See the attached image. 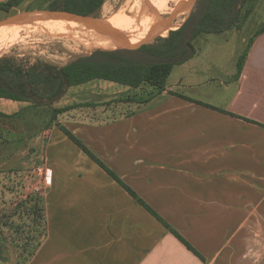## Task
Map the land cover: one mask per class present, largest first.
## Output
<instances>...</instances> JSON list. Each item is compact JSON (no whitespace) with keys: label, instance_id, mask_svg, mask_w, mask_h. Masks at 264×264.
<instances>
[{"label":"crops","instance_id":"crops-1","mask_svg":"<svg viewBox=\"0 0 264 264\" xmlns=\"http://www.w3.org/2000/svg\"><path fill=\"white\" fill-rule=\"evenodd\" d=\"M245 26L219 32L227 35L218 48L228 51L234 66L223 67L218 57L217 80L202 77L209 66L197 50V63L192 56L179 69L174 65L164 89L139 102L143 108L110 120L102 119L108 113L103 109L72 116L69 108L34 134L25 135L22 127L21 162H29L31 146L44 169L36 192L45 233L27 258L0 252V264H264V29L250 32ZM220 50L218 55H226ZM94 80L113 86V95L136 89ZM0 99L4 114L29 104ZM11 145H0V182L10 178L2 171L12 165L5 153ZM8 194L0 189V196Z\"/></svg>","mask_w":264,"mask_h":264},{"label":"rangeland","instance_id":"rangeland-1","mask_svg":"<svg viewBox=\"0 0 264 264\" xmlns=\"http://www.w3.org/2000/svg\"><path fill=\"white\" fill-rule=\"evenodd\" d=\"M181 2L183 3L184 0H166L165 7L156 8L148 0H104L95 15L100 20H105L108 16L122 12L134 21L132 27L143 19L149 26L147 31L142 35L135 30L132 31L134 37L142 40L148 36L151 29L158 22L164 21L171 15L182 4ZM54 3H59V0H24L8 12L0 9V19L16 12L48 8ZM192 6L190 5L186 11L177 14L172 29L177 28L184 21ZM240 16L239 26L245 24L246 31L251 32L264 27V0H250ZM247 19L249 21L246 23ZM82 27L81 25H66L63 30L50 29L43 22H36L27 26L21 25L20 27H1L0 57H10L16 63L22 65H30L37 61L62 65L79 55L89 53L95 48H103L113 43L107 38L98 46L87 45ZM168 31L170 30L163 32V36ZM225 35H227L226 32L202 33L197 36L198 39L195 42V39L192 41L195 51H200L198 58L207 62V66H209L208 69H204L202 77L205 75L210 76L213 79L212 81L217 80L216 72L219 69L217 65L220 63L218 57L225 60L223 67L234 66L232 60H229L228 51L218 48L222 44ZM218 49L223 50L222 53L226 55H218L216 53ZM193 62L197 63L195 54ZM175 67V69H179L178 65ZM112 88L113 86L94 80L83 86L67 90L59 102H55L50 106H32L30 103H24V106L17 113H0V145L4 141H9L13 145L11 150L5 152L12 155V163H10L12 165L2 171L4 175H9L10 178L3 179L0 182L1 190L5 188L9 190L8 195L0 196V252L2 254L13 251L20 260H24L34 251L45 233L41 199L38 192H36L37 186H41V189L43 187L44 169L38 162L37 156L32 155L33 148L31 146L29 149V162H21L20 141L24 136L21 133L23 131L22 127L25 135L34 134L39 128L51 124L53 108H63L70 105L78 106L79 104L87 105L73 107L74 109L70 108L66 113L70 112L74 116L75 111H84L93 112V115H96L98 110L103 109L108 113L102 119L110 120L121 114H128L143 108V104L137 101H143L155 92L154 89L146 85L127 92H117L113 95L115 90ZM104 93L109 97L103 98L102 94ZM2 102H5V100L0 99V103ZM3 152L4 150L1 151V153Z\"/></svg>","mask_w":264,"mask_h":264},{"label":"trees","instance_id":"trees-1","mask_svg":"<svg viewBox=\"0 0 264 264\" xmlns=\"http://www.w3.org/2000/svg\"><path fill=\"white\" fill-rule=\"evenodd\" d=\"M22 1L24 0H7L1 2L0 9L8 12L11 8L18 6ZM103 1L59 0V3H54L47 9L95 15ZM249 1L196 0L184 21L177 28L168 31L166 35L159 36L136 49L115 48L116 44L113 42L109 46L95 48L87 54L79 55L62 65L44 61H37L30 65H22L16 63L10 57L2 56L0 57V98L26 101L32 106H50L58 101L70 86L79 85L94 79L108 80L129 86L130 88H139L147 85L156 92H160L165 87L166 79L172 67L175 64L185 62L196 53L192 41L202 33H219L239 25L241 21L240 15ZM67 22L74 26L78 25L75 22ZM133 24L134 21L130 18L122 33L132 42H137L139 39L133 36L132 31L135 30L142 35L147 31L149 26L143 19L134 27H132ZM107 38V36L103 37V39ZM90 45L96 44L90 43ZM240 68L241 62H238V73ZM154 93L143 101H148ZM171 94L175 93L171 92ZM175 95L183 97L180 94ZM188 100L199 103L192 99ZM86 105L79 104L78 106ZM73 107L74 105L53 108L51 120L53 121L57 114ZM247 120L253 122L250 119ZM58 127L106 173L161 220L184 245L194 251L184 238L148 207L79 138L65 126L59 124Z\"/></svg>","mask_w":264,"mask_h":264},{"label":"water","instance_id":"water-1","mask_svg":"<svg viewBox=\"0 0 264 264\" xmlns=\"http://www.w3.org/2000/svg\"><path fill=\"white\" fill-rule=\"evenodd\" d=\"M196 0H188L183 2L171 15L164 21L158 22L154 26L147 37L137 42H132L125 34L119 32L116 28L111 26L106 20H100L96 15H84L76 12L65 10H52L47 8H36L16 12L0 19V28L6 25L15 24H32L36 21L45 20H66L78 23L86 29L96 31L107 36L116 44L115 48L136 49L141 45L146 44L159 36H163L166 30H172V25L176 19L177 14L182 13L193 5Z\"/></svg>","mask_w":264,"mask_h":264},{"label":"bare ground","instance_id":"bare-ground-1","mask_svg":"<svg viewBox=\"0 0 264 264\" xmlns=\"http://www.w3.org/2000/svg\"><path fill=\"white\" fill-rule=\"evenodd\" d=\"M165 1L166 0H148V2L151 5L155 6L156 8H158V7H165ZM185 1L186 0H184V2ZM129 19H130L129 16H127L124 13L121 12V13H118V14L113 15V16H108L105 20L111 26H113L114 28H116L117 30H119V32L122 33L125 25L129 21ZM144 19H148V18H144ZM36 22H43L44 25L47 26V27H49L50 29H55L56 28L58 30H63L66 25H71V24H69L65 20H52V19H50V20L36 21ZM36 22H34V23H36ZM21 25H26L27 26V25H31V24L30 23H28V24H15V25H6V26H3V27H9V26H11V27H20ZM75 26H77V25H75ZM82 28L84 29L83 30V34H84V36H86L85 41H86V44L87 45H90V43H94V44H96V46H98L104 40L103 37L105 35H103L101 33H98L96 31H92V30L86 29L85 27H82Z\"/></svg>","mask_w":264,"mask_h":264}]
</instances>
